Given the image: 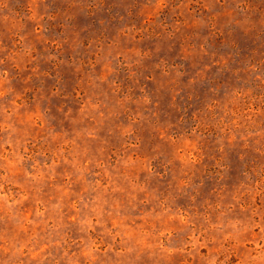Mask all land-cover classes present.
<instances>
[{"label":"rangeland","instance_id":"374dc122","mask_svg":"<svg viewBox=\"0 0 264 264\" xmlns=\"http://www.w3.org/2000/svg\"><path fill=\"white\" fill-rule=\"evenodd\" d=\"M0 264H264V0H0Z\"/></svg>","mask_w":264,"mask_h":264}]
</instances>
